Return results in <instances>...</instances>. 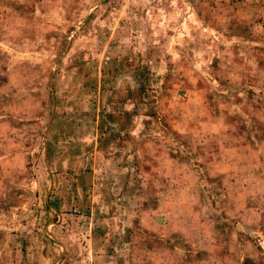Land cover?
I'll use <instances>...</instances> for the list:
<instances>
[{"label": "rangeland", "instance_id": "obj_1", "mask_svg": "<svg viewBox=\"0 0 264 264\" xmlns=\"http://www.w3.org/2000/svg\"><path fill=\"white\" fill-rule=\"evenodd\" d=\"M0 264H264V0H0Z\"/></svg>", "mask_w": 264, "mask_h": 264}]
</instances>
